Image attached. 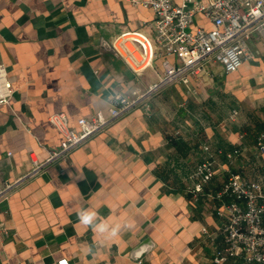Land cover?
Listing matches in <instances>:
<instances>
[{
	"label": "crops",
	"instance_id": "0c3cea01",
	"mask_svg": "<svg viewBox=\"0 0 264 264\" xmlns=\"http://www.w3.org/2000/svg\"><path fill=\"white\" fill-rule=\"evenodd\" d=\"M153 23L154 13L132 0H0V62L14 89L0 106V185L60 147L53 116L78 129L80 119L107 113L116 94L145 92L158 81L161 59L138 77L99 50L102 38L123 30L154 37ZM194 28L212 26L199 15ZM251 47L260 56L238 72L207 65L1 200L0 264H217L220 214L229 203L217 193L233 174L264 179V46L254 40ZM212 157L215 178L195 200L192 176ZM83 208L98 211V222L134 227L105 243L79 224ZM88 245L94 255L81 251Z\"/></svg>",
	"mask_w": 264,
	"mask_h": 264
},
{
	"label": "built area",
	"instance_id": "2783aa9c",
	"mask_svg": "<svg viewBox=\"0 0 264 264\" xmlns=\"http://www.w3.org/2000/svg\"><path fill=\"white\" fill-rule=\"evenodd\" d=\"M132 2L154 13V37L139 30H123L113 39L102 38L99 50L122 60L138 77L153 69L155 62L161 59L163 72L158 81L145 92L116 94L107 113L98 112L91 118L80 119L78 129H72L64 115L53 116L50 122L63 136L60 147L49 151L44 162L32 159V168L21 178L0 185V201L41 175L50 165L66 160L75 149L168 87L198 78L209 64L220 65L227 74L236 73L245 63L260 56V51L251 47L254 40L264 46V0ZM199 15L211 24L210 30L194 28ZM13 94L7 69L0 62V106L9 105ZM259 146L264 151V146ZM238 154L239 151H235L227 154V158L232 160ZM216 165L212 157L197 167L190 191L195 200L204 195L215 178ZM216 199L229 200V203L220 214L226 218L224 246L217 252L215 262L223 264L237 259L245 264H264V179L247 181L233 174Z\"/></svg>",
	"mask_w": 264,
	"mask_h": 264
},
{
	"label": "clouds",
	"instance_id": "9594fccd",
	"mask_svg": "<svg viewBox=\"0 0 264 264\" xmlns=\"http://www.w3.org/2000/svg\"><path fill=\"white\" fill-rule=\"evenodd\" d=\"M77 220L80 225L91 229L94 233L99 235L105 243L116 238L123 229H130L134 227V224L132 223L122 225L120 223L109 224L106 221L98 222V211L90 208L81 209L77 213ZM93 247L94 246L88 245L85 249H81V251L84 255H94L95 253L93 251Z\"/></svg>",
	"mask_w": 264,
	"mask_h": 264
}]
</instances>
